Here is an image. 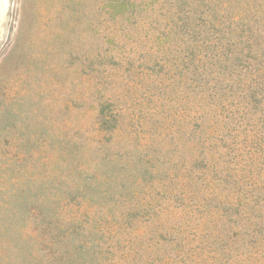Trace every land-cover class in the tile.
Wrapping results in <instances>:
<instances>
[{
	"label": "rangeland",
	"instance_id": "374dc122",
	"mask_svg": "<svg viewBox=\"0 0 264 264\" xmlns=\"http://www.w3.org/2000/svg\"><path fill=\"white\" fill-rule=\"evenodd\" d=\"M0 264H264V0H5Z\"/></svg>",
	"mask_w": 264,
	"mask_h": 264
},
{
	"label": "bare ground",
	"instance_id": "6f19581e",
	"mask_svg": "<svg viewBox=\"0 0 264 264\" xmlns=\"http://www.w3.org/2000/svg\"><path fill=\"white\" fill-rule=\"evenodd\" d=\"M4 8H5V0H0V14L3 13Z\"/></svg>",
	"mask_w": 264,
	"mask_h": 264
}]
</instances>
